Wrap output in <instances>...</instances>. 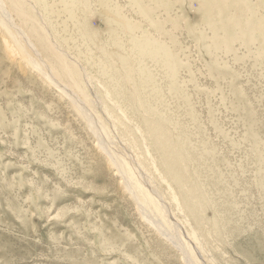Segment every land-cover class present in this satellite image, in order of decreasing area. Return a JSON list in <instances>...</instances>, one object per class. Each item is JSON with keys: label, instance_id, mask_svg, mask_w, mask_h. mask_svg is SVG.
<instances>
[{"label": "rangeland", "instance_id": "1", "mask_svg": "<svg viewBox=\"0 0 264 264\" xmlns=\"http://www.w3.org/2000/svg\"><path fill=\"white\" fill-rule=\"evenodd\" d=\"M2 1L55 83L0 27V264H189L96 121L200 264H264V0Z\"/></svg>", "mask_w": 264, "mask_h": 264}, {"label": "bare ground", "instance_id": "2", "mask_svg": "<svg viewBox=\"0 0 264 264\" xmlns=\"http://www.w3.org/2000/svg\"><path fill=\"white\" fill-rule=\"evenodd\" d=\"M3 1L0 0V27H2L6 32L7 35L10 39L13 40L14 44L17 47V52L20 54V59L21 61H19V63L22 64H26L28 67H30L33 70H37L38 73L40 74L41 77H43V79H45L49 84L54 81L52 79V76H50L47 73V70H44V66L43 63L42 65L39 64V62L37 61V59H35V55L34 58L28 54L27 49L25 48L26 45L23 43L24 40H26L28 42V44L30 45L29 42V38L25 37L24 31L22 29H20L18 26L15 27L14 23L12 21V19L9 16V13L6 10V7L3 6ZM6 5V4H5ZM13 6V5H12ZM8 9V8H7ZM17 10V8H15ZM14 28L16 30H14ZM16 32H14V31ZM28 37V36H27ZM5 38V37H4ZM24 39V40H23ZM5 40H7L5 38ZM23 40V41H22ZM7 42V41H5ZM11 42V41H10ZM9 42V43H10ZM27 42H25L27 44ZM33 51V50H32ZM58 56V55H57ZM37 58V56H36ZM57 58V57H55ZM58 58H60L58 56ZM57 58V59H58ZM56 60V59H55ZM168 60V59H167ZM169 62V60H168ZM47 64V63H46ZM53 64V63H52ZM51 65L52 69L53 66ZM20 65V66H21ZM56 65V64H55ZM48 66V65H47ZM22 67V66H21ZM57 67V66H56ZM50 68V67H48ZM52 69L50 71H52ZM53 70H56L55 68ZM57 70H59V68L57 67ZM56 70V71H57ZM58 72L55 73L58 75ZM62 73V72H61ZM63 74V73H62ZM54 75V74H53ZM67 75V74H66ZM59 76V75H58ZM72 77V76H71ZM56 78V77H54ZM59 79V78H58ZM69 79V78H68ZM60 80V79H59ZM67 80V79H66ZM45 81V82H46ZM61 81V80H60ZM46 82V83H47ZM55 83V82H52ZM62 83V82H61ZM69 83V82H68ZM71 83V82H70ZM149 83V82H148ZM63 84V83H62ZM65 84V83H64ZM78 84V83H76ZM60 85V84H59ZM67 85V84H65ZM53 86H56L53 85ZM58 86V85H57ZM56 86V87H57ZM63 86V85H62ZM74 86V85H73ZM82 86V85H81ZM55 88V87H54ZM59 88V86H58ZM75 88V87H74ZM171 88V87H170ZM59 89H61V92H63L64 95L66 94L65 91H63V88L60 87ZM74 92V91H73ZM72 92V94H73ZM77 92V90L75 91ZM143 92V91H142ZM141 92V93H142ZM78 93V92H77ZM76 93V94H77ZM136 93V92H135ZM147 95V94H146ZM70 96H73L70 94ZM78 96V95H77ZM82 97V96H81ZM71 98V97H70ZM73 100L75 101H79L77 100L74 96H73ZM84 99V97H82ZM91 99V98H90ZM82 101V99H80ZM160 100V99H159ZM79 101V102H81ZM84 102V100H83ZM87 102V101H86ZM151 102V101H150ZM152 103V102H151ZM88 104V102H87ZM90 104V103H89ZM88 104V106H89ZM87 106V107H88ZM80 108V107H79ZM94 107H92L93 109ZM86 109V108H85ZM78 111V109H76ZM88 111V110H87ZM178 111V110H177ZM108 113V112H107ZM79 114V112H78ZM82 114V113H81ZM113 114V113H112ZM107 115V114H106ZM81 116V115H78ZM97 116V115H96ZM110 116V115H109ZM112 116V115H111ZM83 118H85L84 116H82ZM94 117V116H93ZM91 118V117H89ZM99 118V117H98ZM89 120V119H88ZM100 120V119H99ZM88 122V121H87ZM186 123V122H185ZM89 124V123H88ZM90 127H92L93 130H91V132H95L98 137H99V147L101 148V150L103 151V153L105 154L106 158L108 161H110V163L112 164L113 169L115 170V175L118 176L120 179L123 180V182L126 184V186L128 187L131 195L135 198L137 204L141 207V213H142V220L146 221L149 225H151L152 227H155L157 231H159L162 234H165L166 236L168 235L170 237V235L173 237L175 243H179L180 249L182 252H184V255L187 259V261L189 262V264H200V261L197 257V251L195 250V248L192 247V244H190L189 242L185 241L184 238H181V235L178 231V226L175 225L176 222H173L172 219L170 218V215L168 214V212L166 209V206L163 207V205H161L160 200H158L156 198V196L154 194H152V192L149 191L148 186H146V181H144V177L145 175H142L141 173H139L137 170L139 169H135L136 167H133V165L127 160V158L122 155L119 154V152L117 150H115V147L113 145L112 142V138H111V134L109 135L110 132H108L106 130V128L104 127V125L100 122H91ZM94 133V134H95ZM198 134V133H197ZM96 137V136H95ZM180 137V135H179ZM98 139V138H97ZM183 140V139H182ZM101 145V146H100ZM149 146V145H148ZM148 150V149H147ZM156 151V150H155ZM149 152V151H148ZM150 154V153H149ZM152 154V153H151ZM104 156V155H103ZM109 163V162H108ZM182 166H184L183 162H180ZM137 166V165H136ZM167 167V166H166ZM138 168V167H137ZM161 173V172H160ZM115 176V177H116ZM143 177V178H142ZM162 177V176H161ZM121 180V181H122ZM121 184H123L121 182ZM122 186V185H121ZM173 186V185H172ZM171 186V187H172ZM152 187V186H151ZM174 189V188H173ZM151 190V189H150ZM152 191V190H151ZM170 193V192H169ZM158 196V195H157ZM132 197V198H133ZM160 197V196H158ZM179 198V197H178ZM162 200V199H161ZM179 201V200H178ZM181 206V205H180ZM166 209V210H165ZM139 210V209H138ZM174 215V214H173ZM147 224V225H148ZM162 236V235H161ZM188 239L189 241L192 243L195 242L197 244L198 247H200L198 245V241L195 239V235L194 234H190L188 235ZM201 241V240H200ZM194 244V243H193ZM194 244V245H196ZM207 246V245H205ZM199 250V249H198ZM209 254V252H207Z\"/></svg>", "mask_w": 264, "mask_h": 264}]
</instances>
